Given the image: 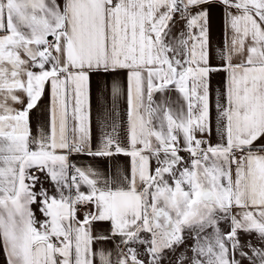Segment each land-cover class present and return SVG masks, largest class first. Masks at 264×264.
I'll list each match as a JSON object with an SVG mask.
<instances>
[{
  "label": "snow or ice",
  "instance_id": "obj_1",
  "mask_svg": "<svg viewBox=\"0 0 264 264\" xmlns=\"http://www.w3.org/2000/svg\"><path fill=\"white\" fill-rule=\"evenodd\" d=\"M0 256L264 264V0H0Z\"/></svg>",
  "mask_w": 264,
  "mask_h": 264
},
{
  "label": "crops",
  "instance_id": "obj_2",
  "mask_svg": "<svg viewBox=\"0 0 264 264\" xmlns=\"http://www.w3.org/2000/svg\"><path fill=\"white\" fill-rule=\"evenodd\" d=\"M222 29H223V22L219 12H214L213 20H212V36L214 41H219L222 39ZM175 99V96H173ZM96 118V104L95 101L93 102V119L95 121ZM0 264H3V257L0 256Z\"/></svg>",
  "mask_w": 264,
  "mask_h": 264
}]
</instances>
